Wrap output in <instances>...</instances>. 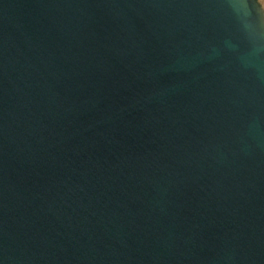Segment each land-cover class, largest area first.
Masks as SVG:
<instances>
[{
    "label": "water",
    "instance_id": "1",
    "mask_svg": "<svg viewBox=\"0 0 264 264\" xmlns=\"http://www.w3.org/2000/svg\"><path fill=\"white\" fill-rule=\"evenodd\" d=\"M0 264H264V0H0Z\"/></svg>",
    "mask_w": 264,
    "mask_h": 264
}]
</instances>
